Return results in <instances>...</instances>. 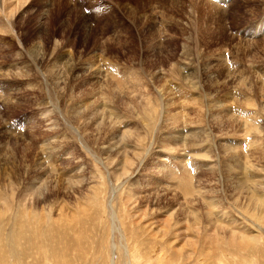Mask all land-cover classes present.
<instances>
[{"label":"rangeland","instance_id":"374dc122","mask_svg":"<svg viewBox=\"0 0 264 264\" xmlns=\"http://www.w3.org/2000/svg\"><path fill=\"white\" fill-rule=\"evenodd\" d=\"M5 1L0 264H264V0Z\"/></svg>","mask_w":264,"mask_h":264},{"label":"bare ground","instance_id":"6f19581e","mask_svg":"<svg viewBox=\"0 0 264 264\" xmlns=\"http://www.w3.org/2000/svg\"><path fill=\"white\" fill-rule=\"evenodd\" d=\"M0 1H2V0H0ZM5 1V0H4ZM7 1V0H6ZM5 1V4L7 5V2ZM13 1H16V3L18 4V5H22L23 3H25V1L27 2V0H13ZM11 2V1H10ZM0 4L1 5H3V3H1L0 2ZM11 3H9V5H10ZM14 4H15V2H14ZM8 5V6H9ZM7 7V6H6ZM12 7H13V5H12ZM15 9V8H14ZM17 10H18V6H17V8H16ZM4 10V9H3ZM16 12V11H15ZM5 15H6V13H5ZM8 15V20L10 19V15H9V13L7 14ZM6 15V16H7ZM6 21V20H5ZM8 24H10V21H6ZM165 110V109H164ZM123 135V134H122ZM121 135V136H122ZM127 135V134H126ZM116 148V147H115ZM123 149H118V151H116V154H117V156L118 155H121L122 153V155H124V153H125V151L123 152L122 151ZM138 165H139V163L137 162L136 164H133V163H129L127 166H126V169H125V176H127L128 178H130L131 176V173H130V171H132V170H137V168H138ZM130 193V192H129ZM111 214H112V223H114L112 226H111V229H112V235H111V238L113 239V242H111V252H113V258L111 259V261H110V263L109 264H117L116 263V261H115V255H116V253H114V252H116L115 250H117V249H119V251L120 252H118V258H120V260H118L119 261V263L118 264H150L151 263V261H154V259H155V257L153 258L152 256H145V255H142V256H140V258L138 259V257H137V251L140 249V248H137L136 250H132V248L131 247H129V245H128V239L129 238H126L124 235H122L121 233L122 232H120V238L122 239V241H121V243H120V245H119V248H117V246L115 245V243H114V238H113V231H114V229H116V230H118L119 229V227H116L115 226V222L116 223H118L119 222V220L116 218V215H115V213H114V210L113 209H111ZM168 215V214H167ZM122 221V220H121ZM21 226V224H18L17 225V227L19 228ZM169 228H170V226L169 225H166V226H164V231L163 232H168L169 231ZM72 231H75V230H72ZM45 231H40V233H44ZM40 233H38V234H36L35 236H34V238L36 239V242H35V246H37V249H38V251L40 252V253H42V252H44V248L42 247V245L44 244V240H42V237L40 236ZM70 233H73V235H72V237H74V238H76L77 239V242L75 241V244H79L80 243V241L84 238V237H86V235H87V233L85 232V231H83V230H81V229H77V231H75V232H70ZM165 235H166V233H165ZM164 235V236H165ZM61 236H62V234H61ZM60 236V237H61ZM241 237H243V236H241ZM65 240H67V237L66 238H64ZM135 239L137 240L138 238L136 237V235H135ZM165 239V237L163 238V240ZM235 239H237V238H235V235H232L231 234V237H230V241L232 242V244L235 242ZM4 240V239H3ZM39 242H38V241ZM84 240V239H83ZM182 240H183V238H182ZM244 240V239H243ZM5 241H7V246L9 247V249H10V253H11V251L13 250V253H12V255L13 256H17V255H19V256H21L20 255V252H19V249H20V245H19V242L17 241V239H16V229L14 230V232L11 234V238H6L5 239ZM123 241H124V244H123ZM238 242L240 241V240H237ZM236 241V242H237ZM242 241V240H241ZM162 242V241H161ZM231 242H230V244H231ZM247 242V241H246ZM60 243V245H62V244H64L65 242H59ZM240 243V242H239ZM243 243V242H242ZM241 243V244H242ZM229 244V245H230ZM109 246V245H108ZM170 246H171V240H169V238H167V240H164V243L161 245V247L158 249V251L160 250H164L165 252H166V256H165V258H166V263H164V262H162V264H167V263H170L171 261H173V252L171 251V249H170ZM232 246V245H231ZM110 247V246H109ZM142 249H146V247H143ZM59 252V251H58ZM21 253H22V251H21ZM61 253V252H60ZM59 253V255H58V253H57V257L58 258H60L61 259V263H63V264H66V262H67V256L66 255H64L63 253L62 254H60ZM150 255V254H149ZM152 255V254H151ZM180 256H182V261H181V264H186V255H180ZM18 257V256H17ZM121 259H122V261H121ZM152 264V263H151ZM155 264H158V263H155Z\"/></svg>","mask_w":264,"mask_h":264}]
</instances>
